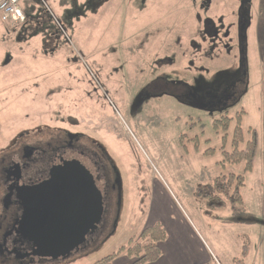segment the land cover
I'll use <instances>...</instances> for the list:
<instances>
[{"label": "rangeland", "instance_id": "obj_1", "mask_svg": "<svg viewBox=\"0 0 264 264\" xmlns=\"http://www.w3.org/2000/svg\"><path fill=\"white\" fill-rule=\"evenodd\" d=\"M20 7L26 22L4 24L0 46V160L20 137L44 140L67 130L104 143L119 183L97 240L66 258L25 264H94L164 213L220 241L212 264H234L244 240L246 264H264L258 171L241 191L246 214L223 196L220 208L210 203L222 201L209 198L218 195L217 178L243 174V164L222 163L223 152L233 150L237 116L245 133L263 129L264 0H20ZM233 76L225 111L176 97ZM142 88L149 97L134 104ZM226 113L233 119L227 132L214 125ZM2 199L0 190V211ZM238 219L244 223H229Z\"/></svg>", "mask_w": 264, "mask_h": 264}, {"label": "flooded vegetation", "instance_id": "obj_2", "mask_svg": "<svg viewBox=\"0 0 264 264\" xmlns=\"http://www.w3.org/2000/svg\"><path fill=\"white\" fill-rule=\"evenodd\" d=\"M246 23L247 8L245 7L241 18L242 35ZM242 44L244 47L243 36ZM242 76L244 77L243 71L238 76L239 79H242ZM237 80L235 76L225 78L224 83L219 87H205L203 90L194 86L186 87L182 96L176 97L189 106L225 111L230 103L229 100L233 97V88ZM149 93L148 88H142L134 104H142L149 97ZM167 94L175 97L171 91ZM45 138L24 140L20 137L13 143L9 153L0 160V190L3 198L0 211V263L25 264L34 259L30 257L32 245L28 241H21L23 237L33 235L32 231H23L25 221L23 218L27 206L25 199L29 189H36L51 180L56 165L62 166L68 161L77 162L79 158H83L93 174L95 183L101 189L103 209L101 218L93 229L86 233L81 245L88 247L109 224L112 202L118 197L119 183L116 181L104 143L92 136L67 130ZM41 211V207L35 205L33 217L39 216Z\"/></svg>", "mask_w": 264, "mask_h": 264}, {"label": "water", "instance_id": "obj_3", "mask_svg": "<svg viewBox=\"0 0 264 264\" xmlns=\"http://www.w3.org/2000/svg\"><path fill=\"white\" fill-rule=\"evenodd\" d=\"M81 159L56 165L51 180L28 190L23 231L33 235L21 241L32 245L30 257L66 258L101 218V189ZM35 205L42 211L33 217Z\"/></svg>", "mask_w": 264, "mask_h": 264}, {"label": "trees", "instance_id": "obj_4", "mask_svg": "<svg viewBox=\"0 0 264 264\" xmlns=\"http://www.w3.org/2000/svg\"><path fill=\"white\" fill-rule=\"evenodd\" d=\"M241 115L237 116V126L233 133V141L231 152H223L224 160L222 163L229 165H242L243 174L222 176L215 180L213 192L218 195H209L211 201L213 199L222 201L221 204L210 203L212 207H224L226 203L220 197H225L229 201L236 213L239 215L246 214L241 191L245 187V176L253 171L254 163L259 149V135L254 129H249L247 133L241 127ZM233 119L227 116V113L218 121L215 122L217 129L221 128L227 132L231 126ZM247 136V139H246ZM226 141V137L224 138ZM229 223H244L242 220L230 221ZM167 239V233L164 226L156 223L146 228L138 239L132 240L128 247L120 249L108 257L94 264H113V262L121 255L125 254L128 258L135 260V264H152L156 263L162 256L160 243ZM250 252V243L244 240L240 258L233 260L234 264H245V260Z\"/></svg>", "mask_w": 264, "mask_h": 264}, {"label": "crops", "instance_id": "obj_5", "mask_svg": "<svg viewBox=\"0 0 264 264\" xmlns=\"http://www.w3.org/2000/svg\"><path fill=\"white\" fill-rule=\"evenodd\" d=\"M4 24L8 25L3 23L0 18V46L2 44L3 35H8V28H6L7 26L5 27ZM257 132L259 135L258 154L253 171L245 176V185H247L248 177L257 174L258 171L259 177L261 178V190L264 192V124L262 131L258 130ZM262 196H264V193ZM241 197L246 208V199L243 194ZM251 199L256 201L254 197ZM259 204L263 208L262 216L264 217V198L259 201ZM164 216H166L164 219H158L154 224L162 223L167 233V239L160 243L162 251L161 258L156 263L152 264H212L215 258V252L217 254L222 253V248L219 245L220 241L218 242L210 231L205 232L204 235L187 218L179 216L177 218L179 220H174L166 213H164ZM234 259L235 257L232 259V262ZM113 264H135V260L121 255Z\"/></svg>", "mask_w": 264, "mask_h": 264}, {"label": "built area", "instance_id": "obj_6", "mask_svg": "<svg viewBox=\"0 0 264 264\" xmlns=\"http://www.w3.org/2000/svg\"><path fill=\"white\" fill-rule=\"evenodd\" d=\"M0 18L3 23L16 26L26 22V16L20 7V0H1Z\"/></svg>", "mask_w": 264, "mask_h": 264}]
</instances>
